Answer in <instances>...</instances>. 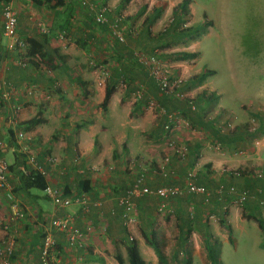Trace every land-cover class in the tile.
<instances>
[{
	"label": "crops",
	"instance_id": "crops-1",
	"mask_svg": "<svg viewBox=\"0 0 264 264\" xmlns=\"http://www.w3.org/2000/svg\"><path fill=\"white\" fill-rule=\"evenodd\" d=\"M64 1L66 5L69 3L72 6V10L74 7L82 9L81 13L71 16L69 24L66 25L68 29L64 33L70 31V38L74 39L75 33L78 32L80 41L87 42L89 47L85 50L94 49L93 55L96 58L89 52L74 51L73 47L59 38L61 30L57 28L61 21L56 20L54 11L47 6H41L33 0H9L17 16V35L24 41L33 38L41 42L43 50L51 54L54 64L50 68L42 62H39L37 67L28 63L25 68H20L13 60L14 53L5 50L6 38L1 33V7L5 2L0 0V157L6 161L4 154L8 153L10 156L6 162L9 165L13 158H21L26 168H31L28 161L33 157L36 164L42 168L47 185L71 197L83 194L88 201V210L81 212L76 203H72L68 208L55 206L45 195L44 190L37 192L35 189H20L18 178L13 170H9L8 183L12 194L26 213L24 219L9 221V201L0 188V246L5 240H12L13 264H39L40 245L48 220L65 212H72L76 216L74 225L83 232L84 246L69 247L65 233L53 230L56 242L53 250L54 262L100 264L101 261L102 264H118L112 255V244L115 243L124 264L127 260L129 234L121 223V207L117 200L136 173V170L129 169V160L138 157L151 163L145 172L146 184L151 188L181 185L186 172L193 169L194 182L203 185L209 191L207 195L185 193L169 198L166 201L168 211L162 212L157 209L162 200L154 195L133 198L137 223L131 237L145 263L150 260L159 264L145 238L154 239L163 256L165 258L169 256L170 261L174 257L173 254L181 255V250L185 248L187 253L199 256L206 262L208 261L206 245L213 244L218 239L219 242L230 241L231 232L236 226L239 230L245 231L243 227L250 220L262 233L256 219H261L264 223V210L259 203L264 201V176L256 178L252 175L250 170L254 162L251 163L248 159L253 157L246 152L245 145L249 141L254 143L255 135L264 131V112L260 114L258 112L257 115L249 114L257 116L260 120L259 130L254 134L245 131L243 123L248 114L244 112L242 116V111L239 113L236 111L241 116L236 115L237 122L235 120L234 128L219 134L220 138L205 132L188 136L182 132L183 129L177 127L170 136L176 144L185 147V154L182 159L178 158L173 150L167 149L166 136H162L165 141L164 145H161L162 153L167 152L170 155L169 167L174 174L166 177L158 175L154 168L161 157L158 156V150L153 143L158 142L161 136L156 139L146 136L148 138L146 140H139L136 137L138 133L136 129L151 125L152 117L149 116L147 107L144 108L146 111L134 108V90L127 91L125 88L122 90L119 84H116L109 94L105 109L100 107L105 87L113 84L115 79L118 80L115 78L120 69L118 59L122 60L120 56L126 54L110 50V54L107 55L108 62L100 65L101 69L92 70L85 67L84 63L89 59L88 54L95 60L103 57L97 48L90 45L96 44L95 40H104V33L87 28L93 16V12L89 11L87 6L81 8L79 0ZM119 1L91 0L89 4L97 8L99 6L96 2H108L107 4L113 7L111 10L115 12L119 7ZM180 1L177 0L176 4ZM188 1L190 21L187 23H191L192 0ZM113 12H108V15ZM242 17V20L247 22L261 21L259 19L261 17L264 26V0H257L254 4L246 6ZM39 25H44L47 30L49 27V30L52 28L55 30H48L44 34L40 32ZM120 45L130 50L126 42ZM53 49L57 50L56 53L52 52ZM35 56L34 60L38 61V56ZM125 62L123 69L126 68L131 76H135L134 73L139 71L132 67L127 59ZM130 69L134 72L132 73ZM201 70V67L198 68L196 73L199 74ZM206 79L202 83H194L198 86L190 88L187 93L192 96L195 91L208 90L219 97L220 92L209 79L207 81ZM137 82L138 80H133V86ZM9 86L13 88L12 92L10 91V102L4 106L1 93ZM25 87H30L33 95L27 96L22 90ZM146 87L144 90L149 94L148 89L150 91L153 89ZM151 94L150 97H155L152 92ZM12 105L19 107L16 124L11 123ZM220 111H224V108L214 115L217 120H220ZM37 113L40 114L42 122L29 130H24L22 127L24 123ZM164 121L165 118L161 117V122ZM158 127L151 126L146 135L158 132ZM19 131L25 133L29 139H18L16 133ZM232 142L234 150L230 151L228 146ZM261 154H264V150ZM47 156L55 158V161H48ZM229 168H242L245 175L234 178L232 172H227ZM136 169L138 171V168ZM261 170L264 172V166ZM232 183H237L241 190L248 194L242 205L237 204L236 195L227 190ZM208 216L213 218L208 219ZM215 220L220 222L223 230L218 229ZM226 226L230 227V240ZM260 244L261 242L259 246ZM170 261L166 260V263Z\"/></svg>",
	"mask_w": 264,
	"mask_h": 264
},
{
	"label": "rangeland",
	"instance_id": "rangeland-1",
	"mask_svg": "<svg viewBox=\"0 0 264 264\" xmlns=\"http://www.w3.org/2000/svg\"><path fill=\"white\" fill-rule=\"evenodd\" d=\"M86 1L91 2V0ZM256 1L257 0H192V17L194 20L191 19V23H187L190 21V6L187 5L188 13L186 16L181 17L183 23H179L178 26L187 27L198 25L200 28L197 35L193 39L184 38L178 40L171 38V30H168V33L162 38H159L157 42H150V45H153L154 52L159 54L162 59L166 60L171 65L170 72L174 75V78L179 77L184 81L189 80L191 76L197 74L196 70L200 67L201 69L206 68L214 70L215 73L212 76H209L206 81L209 79L215 89L220 92L219 97L215 102L208 104L203 103V105H200L199 107L201 108V111L206 113V116H209V118H214V115L218 114L217 111L222 108L230 114L231 128L229 129L224 127L222 120L215 119L213 127L218 134L225 133L234 128L235 117L236 115H240L238 114L240 111H242V116L244 115V112L248 114L246 121H244L243 124H246L250 118V113L257 114L259 112L260 114L261 112H264V26L262 25L261 17H259L261 21L258 22L252 20H248L247 22L242 20L246 6L248 7ZM119 2V7H117L115 12L111 10L113 7L108 5V2H96V4L98 6L101 4L106 5L109 12H113L107 16L108 23H110L109 21L116 16L117 12H121L124 16L123 22L121 23L124 32L127 33V29H130L133 31V34L141 32V23L144 16L148 13L149 8L153 5L159 6V16L149 27L151 35L156 36L158 33H161L164 29H168L172 25L170 22L172 18L171 12L176 5L177 0H131L127 4H123L121 0ZM75 9L76 14L81 13L82 9L77 7H75ZM209 16L213 19L211 20ZM88 24L90 26V20ZM87 28L89 29V27ZM67 29L65 30L67 31ZM65 30L61 29V31L58 32L64 33ZM64 35L63 41L67 42L71 48L73 47L74 51H85V53L89 52L92 55L95 53L94 49L93 51H89L80 47V44L83 41H80L81 38L78 36V32L75 33L74 39L70 38V31L66 32V34L64 33ZM134 36L126 35V43L130 48V52H132V50H142L146 46V43L141 40L140 37H137L139 34L136 35V38ZM94 43L96 44L90 46L97 48L103 57L95 60L93 58L94 55L92 56L88 54L89 59L86 60L84 64L85 67L92 70H99L101 69V67H99L100 65H105L108 62L107 55L110 54V50H121V46L115 43L108 33H104V40H95ZM159 44H162V46L167 44V46L159 47ZM86 49H89V47ZM178 52H199V54L196 58L190 60H174L173 56ZM130 70L132 73L134 72L133 69ZM134 75L135 76H132L134 80H138V82L141 83V85L144 84L145 87L148 86V82L144 79L142 73L136 72ZM119 80H117L119 87L122 90H124V88L126 89L125 85L121 83L122 81ZM195 86L198 85L194 84L191 88H194ZM205 91L209 92L208 90ZM148 92L149 94L145 92V97H147V99L150 95L152 96L151 92L155 95L154 90L150 91L148 89ZM199 92V90L197 92L195 91L192 96L195 97ZM157 97L156 94V97H150V99L154 101ZM141 103H143L142 100ZM164 104L170 108H180L183 106L182 102L174 99H170ZM145 106L146 105L144 104L141 108L144 111H146L144 108L147 107ZM146 109L153 121L151 120V125H148L146 122L147 125L138 127L136 129L138 132L136 137H138L139 140H146L148 139L147 137H150V139H156L158 136H161V138L157 140L158 142H152L158 150V156L161 158L163 156L161 145H164L165 143L163 137L166 136L167 140V135H173L177 127L183 129L184 131L182 132L187 133L188 136H195L193 134L199 135L201 132L203 134L204 132L207 134H213L200 127L194 119L190 122L182 116L173 120L172 125L170 124L172 131L167 133L162 127L163 124L167 122H161L162 115H160L157 108ZM242 120L244 119L242 118ZM218 125L221 126L218 127ZM151 126H159L157 129L159 131L152 135H146ZM255 139L258 140L257 144L249 141L245 145L246 152L253 157V159H248L249 162H254L251 165L252 170H250L252 174L256 171H260L264 166V154H261V151L264 150V131L257 133ZM176 145L180 146V144ZM231 149L234 150L233 142L229 143L228 146V150L231 151ZM4 156L7 161L10 155L6 153ZM234 170H236V168H229L227 169V172H233ZM234 178L238 177L234 175ZM231 185L238 189V191L241 190L237 183H232ZM38 191L41 192L40 190H37V192ZM215 221L218 224V229L223 230L224 228L220 222L218 220ZM243 228L245 231L239 230L236 226L234 231L231 232L230 241L219 242L218 239L213 243L212 247L214 252L212 253V256L216 260V264H264V247L261 245L264 243V234L260 233L255 224L250 220L245 223ZM260 242L261 247L259 246ZM139 248L141 247L139 246ZM181 251V255L173 254L174 257H172L171 261L169 260V256L166 258L163 256L165 264H212L209 260L204 262L199 256L187 253L185 248ZM166 260L171 263H166ZM100 264H102L101 261ZM124 264H127V260L124 261ZM146 264L157 263L147 260Z\"/></svg>",
	"mask_w": 264,
	"mask_h": 264
},
{
	"label": "built area",
	"instance_id": "built-area-1",
	"mask_svg": "<svg viewBox=\"0 0 264 264\" xmlns=\"http://www.w3.org/2000/svg\"><path fill=\"white\" fill-rule=\"evenodd\" d=\"M79 6L81 8L88 7L89 11L93 12V21L94 25L107 24L110 29L111 37L114 41L118 43H125L126 36L124 34V28L121 26V23L124 19V16L121 12H118L116 16L108 23L106 13L109 11L106 5H101L95 8V5L89 4L86 0H80ZM2 15V36L6 38L5 50L11 53H14L13 60L17 66L20 68H25L29 59L36 58V56L27 55V43L17 35V16L13 6L7 2L1 7ZM39 30L42 33H47L48 30L44 25H39ZM133 34V31H130ZM64 33L59 34L60 39H64ZM133 55L136 58L138 64H140L144 69L148 71V74L154 78L156 82L158 91L162 94L171 95L177 99H192L188 93H183L176 88L182 82L181 78H174V75L170 72L171 65L164 59H162L159 54H156L154 51L152 54L144 53L142 50H134ZM92 63V62H90ZM12 87H7L1 93V101L4 106L9 105L10 102V91L12 92ZM27 96L33 95L32 89L30 87H25L22 89ZM143 86H139L138 89L133 92V98H139L142 94ZM190 109H194V103L189 102ZM147 108H157L160 115L164 114V110L157 107L152 100H148ZM19 112V107L12 105L10 107L11 123L16 124V116ZM221 116L219 117L222 120L225 128H231V119L230 114L226 111H220ZM257 115V114H256ZM259 116V115H258ZM179 117L177 113L167 114V123L163 125V130L167 133L172 131V122L175 118ZM188 122V121H187ZM220 127V126H219ZM260 127V120L257 116L251 115L248 121L246 122L244 128L247 133L258 132ZM16 137L21 140L29 139L22 131L16 133ZM256 140L254 144H257ZM1 145V143H0ZM166 146L168 149L173 150V153L177 154V157L182 159L185 154V147L177 146L175 141L170 135H167ZM55 158L47 156V160L54 162ZM33 157L29 159V165L33 168H36L39 172L43 173V170L40 166L36 164ZM130 170H136V173L130 182L129 186L125 189L124 193L119 196L117 203L121 207L120 219L121 223L128 232L129 241L132 240L131 234L132 230L137 223V216L135 213V205L133 203V198L139 197L142 195H154L162 200L158 204V211H168L166 207V201L169 198L181 196L185 193L187 194H204L207 195L209 191L200 184L194 182L195 171L190 169L185 174L184 182L181 185H161L155 188H151L146 184V169L148 168L149 162L143 158H136L129 161ZM170 155L165 152L160 159V162L154 168V172L163 177L170 176L174 174V171L169 167ZM111 167V166H110ZM138 168V171L137 169ZM8 171L9 164L0 157V188L5 192V195L9 201V221H16L24 219L26 213L23 208L20 206L17 199L14 197L11 191V187L8 183ZM235 176H238L236 170L233 171ZM253 176L256 178H262V172L256 171L253 173ZM229 193L236 195L235 201L237 204L242 205L247 199L246 191H237L234 186H230L228 189ZM45 195L51 200V202L58 207L68 208L72 203L78 204L81 212H86L88 210V201L86 197L82 194L81 196L71 197L66 194H63L59 189L51 187L49 185L44 189ZM260 206L264 210V201H260ZM75 215L72 212H65L61 216L51 217L48 220V225L45 228L41 245H40V261L39 264H58L54 262L53 250L56 247V242L53 238L52 231H60L65 233L67 245L71 248H82L84 246V240L82 237V231L80 228L74 225ZM212 216H208V219H212ZM13 252V243L12 240H5L3 245L0 246V264H13L11 260Z\"/></svg>",
	"mask_w": 264,
	"mask_h": 264
},
{
	"label": "trees",
	"instance_id": "trees-1",
	"mask_svg": "<svg viewBox=\"0 0 264 264\" xmlns=\"http://www.w3.org/2000/svg\"><path fill=\"white\" fill-rule=\"evenodd\" d=\"M9 0H4L5 3H7ZM35 3L40 4L41 6H47V8L51 9L52 11H54L55 14V18L56 20H58V22L61 23V25L57 28L59 30L63 29H67L68 27L66 25L69 24V19L71 18V16L73 14L76 13V9L74 7V9L72 10V6L67 3V5L65 4L64 0H33ZM123 4L128 3L130 0H121ZM4 3V4H5ZM189 1L188 0H181L178 4H176L173 9H172V18L170 20L171 22V26L168 29H164L161 33H158V35L156 36H152L150 31H149V27L157 20L158 16H159V12H160V8L157 5H153L149 8L148 13L144 16L142 23H141V32L138 33L141 40H143L146 43L145 48L142 49V51H144L147 54H152V52L154 51L153 45H150V42H157L159 40V38H162L163 36H165L168 33V30H171L170 35L171 38L174 39H193L198 31H199V26L198 25H194V26H187V27H179V23L182 24V20L181 17L186 16L187 15V5H188ZM102 5V4H101ZM109 12V11H108ZM108 12L106 13V16H108ZM118 13V12H117ZM116 13V14H117ZM65 16V17H64ZM63 20V22H62ZM91 24L89 27V30H100V32L102 33H108L110 34V29L108 27V25L106 24H100V25H95L92 23L93 18L90 20ZM56 23L57 25L59 23ZM111 22V21H109ZM123 22V21H122ZM107 28V30H106ZM55 29H51L49 31H53ZM106 30V31H105ZM130 29H127V33L124 32L125 36L129 35V36H134L136 38V35L138 34H132L130 32ZM51 34V33H49ZM52 35V34H51ZM111 36V34H110ZM51 37V36H50ZM126 42V39H125ZM27 43V55L28 56H38V61L34 60L33 58L29 59V63H32L33 66L37 67L39 62H42L45 66L48 67H53L54 64L52 63V59H51V54L48 53L47 50H43V44L41 42L36 41L33 38H28L26 40ZM115 43L119 44V46H121V43H118L115 41ZM124 44V43H123ZM159 47H164L167 46V44H164L162 46V44L158 45ZM80 47L83 49L88 48L87 42H82L80 44ZM125 47L121 46V50H116L115 52L118 53H125L126 56H120V59H118V62L120 63V69L118 70L117 74L115 75V78H117L119 81H122L121 83H123L126 87L127 91H133L134 92L138 89L139 86H143V90H142V94L139 98L134 99L133 104H134V108L141 110V108L144 106V104L146 105L148 100H152L150 98L147 99V97H145V90L144 87L145 85H141V83H136L135 86L133 83V78L131 76V74L129 73L128 70H126V68L123 69L122 66H124L125 60L127 59L129 64H131L132 67H134L135 69H137L140 73L143 74L144 79L147 80L148 82V87L152 88L154 90L155 93V97L157 94V99L156 100H152L154 102V104L163 109L164 110V114L162 115V117L165 118V122L167 121L166 115L167 114H171V113H177L179 114V116H182L184 119H187L188 121L192 122V119H194L196 121V123H198V125L206 130H208L209 132L215 134L216 137L220 138L217 134V132L214 130L213 125L215 124V119L216 118H209V116H206V113L204 111H201L200 109V105H203V103H212L215 102L218 99V96L213 92V91H201L199 92L195 97L193 96L192 99L189 98H185V99H177L174 98L171 95H166V94H162L158 91L156 82L154 81V78L151 77L148 74V71L146 69H144L140 64H138L136 58L133 55V51L130 52V50L126 49ZM56 49H53L52 52L56 53ZM199 52H178L176 53L173 57L174 60H179V61H185V60H190V59H194L198 56ZM124 59V60H123ZM116 68V66H115ZM214 74V70H210V69H202L199 74L193 75L191 76V78H189V80H182V82L179 84V86L176 88V90L183 92V93H187V91L191 88V86H193L194 83H202V81H204L208 76H211ZM116 80V79H115ZM113 81V84H108V86L105 87V91L102 97V102L100 103V107L102 109H105L106 104H107V99L109 97V94H111L112 89L114 88V85L117 84V81ZM142 97V98H141ZM141 98V99H140ZM170 99H174V100H178L180 102L183 103V106H181L180 108H170L168 106H166L164 103L167 102ZM141 100L143 103H141ZM193 102L194 105V109H190L189 107V102ZM147 106V105H146ZM145 106V107H146ZM136 110V111H138ZM42 122V118L40 117V114H35L31 119H29L28 121H26L24 123L23 129L24 130H29L30 128L34 127L35 125L39 124ZM164 125V124H163ZM163 127V126H162ZM219 127V126H218ZM256 133V132H255ZM222 134V133H221ZM254 134V133H253ZM20 157H22L21 155H19ZM16 157V156H14ZM21 159V158H20ZM19 158H13V162L9 165V170H13L15 176L18 178L19 184H20V189L22 190H29V189H37V190H44L47 186V181L46 178L44 177V175L39 172L36 168H26V166L24 165L23 161L20 160ZM21 161V162H20ZM242 168H238L236 169V172L239 176H243L245 175V173L243 172L244 170H241ZM262 175L264 176V172L261 170ZM232 175L234 176V172H232ZM253 175V174H252ZM232 186V185H230ZM229 186V187H230ZM228 187V188H229ZM84 190H86V188H84ZM238 191V189H236ZM240 191V190H239ZM256 223L259 227V229L261 230V232L264 234V223L261 219H256ZM227 230H228V240H230V227L226 226ZM146 241L148 242V244L151 245L154 254L157 257L158 263L159 264H164V258H163V254L160 250V247L158 245V243L152 239V238H145ZM262 247H264V243L261 244ZM213 244H207L206 245V256L208 258L209 261H211L212 264H216V260L214 259V257L212 256V253L214 252L213 249ZM112 255L114 257V259L117 261L118 264H123V259L121 257V254L118 250V247L116 246L115 243L112 244ZM126 259L128 264H146L145 261L143 260V258L140 256L136 244L133 240L129 241V244L126 247Z\"/></svg>",
	"mask_w": 264,
	"mask_h": 264
}]
</instances>
